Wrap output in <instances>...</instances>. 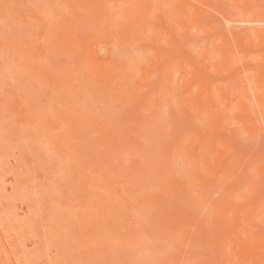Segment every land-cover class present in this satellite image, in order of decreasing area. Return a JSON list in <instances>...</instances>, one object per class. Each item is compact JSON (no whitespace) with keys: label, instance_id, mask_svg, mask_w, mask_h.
Returning <instances> with one entry per match:
<instances>
[{"label":"rangeland","instance_id":"rangeland-1","mask_svg":"<svg viewBox=\"0 0 264 264\" xmlns=\"http://www.w3.org/2000/svg\"><path fill=\"white\" fill-rule=\"evenodd\" d=\"M0 264H264V0H0Z\"/></svg>","mask_w":264,"mask_h":264},{"label":"bare ground","instance_id":"bare-ground-1","mask_svg":"<svg viewBox=\"0 0 264 264\" xmlns=\"http://www.w3.org/2000/svg\"><path fill=\"white\" fill-rule=\"evenodd\" d=\"M133 1H134V0H133ZM136 2H137V1H136ZM145 6H146V5H145ZM170 35H171V34H170ZM105 52H106V51H105ZM173 55H174V54H173ZM60 81H61V80H60ZM60 81H59V82H60Z\"/></svg>","mask_w":264,"mask_h":264}]
</instances>
